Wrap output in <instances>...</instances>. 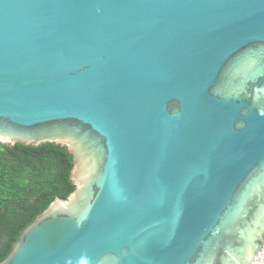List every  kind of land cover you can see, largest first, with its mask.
<instances>
[{"label": "water", "instance_id": "water-1", "mask_svg": "<svg viewBox=\"0 0 264 264\" xmlns=\"http://www.w3.org/2000/svg\"><path fill=\"white\" fill-rule=\"evenodd\" d=\"M75 191L0 264H252L264 250V0H0V144Z\"/></svg>", "mask_w": 264, "mask_h": 264}, {"label": "trees", "instance_id": "trees-1", "mask_svg": "<svg viewBox=\"0 0 264 264\" xmlns=\"http://www.w3.org/2000/svg\"><path fill=\"white\" fill-rule=\"evenodd\" d=\"M73 161L66 148L53 143L0 144V263L38 216L75 191Z\"/></svg>", "mask_w": 264, "mask_h": 264}, {"label": "built area", "instance_id": "built-area-1", "mask_svg": "<svg viewBox=\"0 0 264 264\" xmlns=\"http://www.w3.org/2000/svg\"><path fill=\"white\" fill-rule=\"evenodd\" d=\"M252 264H264V250L260 253V255L254 260Z\"/></svg>", "mask_w": 264, "mask_h": 264}]
</instances>
